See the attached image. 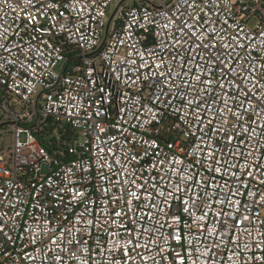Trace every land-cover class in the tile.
Here are the masks:
<instances>
[{"label":"built area","instance_id":"built-area-1","mask_svg":"<svg viewBox=\"0 0 264 264\" xmlns=\"http://www.w3.org/2000/svg\"><path fill=\"white\" fill-rule=\"evenodd\" d=\"M0 264H264V0H0Z\"/></svg>","mask_w":264,"mask_h":264},{"label":"rangeland","instance_id":"rangeland-1","mask_svg":"<svg viewBox=\"0 0 264 264\" xmlns=\"http://www.w3.org/2000/svg\"><path fill=\"white\" fill-rule=\"evenodd\" d=\"M136 2V3H140L141 1H143V0H125V2H127V3H133V2ZM116 4H117V1H115L112 5H111V7H110V9H109V17H110V15L114 12V10L116 9Z\"/></svg>","mask_w":264,"mask_h":264},{"label":"snow or ice","instance_id":"snow-or-ice-1","mask_svg":"<svg viewBox=\"0 0 264 264\" xmlns=\"http://www.w3.org/2000/svg\"><path fill=\"white\" fill-rule=\"evenodd\" d=\"M161 195H163V193H160ZM134 195V194H133Z\"/></svg>","mask_w":264,"mask_h":264},{"label":"water","instance_id":"water-1","mask_svg":"<svg viewBox=\"0 0 264 264\" xmlns=\"http://www.w3.org/2000/svg\"><path fill=\"white\" fill-rule=\"evenodd\" d=\"M111 19V18H110ZM109 22H110V20H109Z\"/></svg>","mask_w":264,"mask_h":264}]
</instances>
